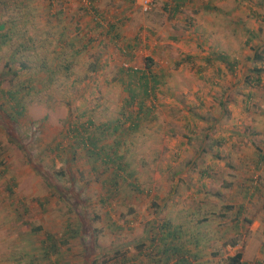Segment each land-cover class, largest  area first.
<instances>
[{
  "label": "rangeland",
  "instance_id": "rangeland-1",
  "mask_svg": "<svg viewBox=\"0 0 264 264\" xmlns=\"http://www.w3.org/2000/svg\"><path fill=\"white\" fill-rule=\"evenodd\" d=\"M75 1L63 12L108 26ZM179 1L161 20L130 5L126 42L51 38L37 25L59 0H0V264H173L180 247L193 264H228L236 250L264 264V0ZM80 125L92 153L123 154V170L84 153ZM166 223L179 227L161 241Z\"/></svg>",
  "mask_w": 264,
  "mask_h": 264
},
{
  "label": "crops",
  "instance_id": "crops-1",
  "mask_svg": "<svg viewBox=\"0 0 264 264\" xmlns=\"http://www.w3.org/2000/svg\"><path fill=\"white\" fill-rule=\"evenodd\" d=\"M90 2H91V6L94 5L98 7V10H101V12L100 11L99 12L103 15V17L106 16V18L109 20V24L104 30L98 32L97 28L91 22H89L88 16L83 15V13L81 12L82 9L79 10L80 12H78V9H76V11L74 12V9H73L71 13L69 14H67V12H63V10L69 11V7L71 9V7L75 6L76 4L75 0H59V5L57 4L55 9H50L51 12H54V10L57 11V14L56 12L49 13L48 19H44L43 21H40L42 22V24H46V25L45 26H42L41 24L37 25L38 31L40 33L45 32L47 35H50L51 38L61 37L62 39L65 38V36L70 37L71 39H74L76 37L77 38H80V37L89 38V36H97L98 38L103 39L104 37L111 38L112 36L114 37L115 35V37H118L127 42L129 39L124 36L125 33L119 30L120 29L119 25L123 21V18L121 17L123 16V14H126V11L130 7V5H132L131 8L134 9L135 5L137 6V4L133 0H121V1L119 0H90ZM114 3L117 4L116 7H119L120 10L123 9L122 12L123 11L124 12L118 13V14L116 12L113 14L112 8L114 6ZM48 6L49 8H51L52 4H49ZM152 8L155 10L154 15H151L153 16V19L155 20L157 19L161 20L162 18L167 19L168 17H165L166 15H164L165 14L164 12L170 10V13L173 16H175L177 10L180 8V1L179 0H172V1L171 0H164V1L155 0ZM74 23L75 24L78 23L79 26L77 29H75L73 25ZM154 23H157V22L155 21ZM154 23H152V25L155 26L153 30L160 32L159 30L162 29V26L154 24ZM164 25L168 26L167 27L168 33L167 35L161 34L160 38L165 42L164 45H162V47H165V49L167 50L170 47L169 44H173V41L176 39V37L170 36L169 32L172 31V25L169 23V21L167 20L164 21ZM3 26L4 24L2 23V28ZM44 27H46V29H44ZM141 42H142L141 43L142 45L144 46L147 45L146 44L147 40H141ZM184 42L185 40L182 39L181 42L178 43V46H180L182 50L185 49V47H183ZM63 43L64 42H62L61 44ZM138 43H140V41H138ZM69 45L72 46L70 49L72 50L71 53L73 54L77 53L80 49L83 50L85 47L83 43L82 45L77 44L76 46H74V43L73 44L69 43ZM158 47L161 48L160 46ZM55 48H59L61 49V51L66 52L64 45L62 47H59V46L57 47V45H54L51 47L50 52L54 50ZM261 127L262 129H257V130L258 132L264 133V123H263V126ZM171 226L178 227V224L175 223L174 225H171Z\"/></svg>",
  "mask_w": 264,
  "mask_h": 264
},
{
  "label": "trees",
  "instance_id": "trees-1",
  "mask_svg": "<svg viewBox=\"0 0 264 264\" xmlns=\"http://www.w3.org/2000/svg\"><path fill=\"white\" fill-rule=\"evenodd\" d=\"M0 28H2V23L1 22H0ZM0 37H1V35H0ZM145 69L147 70V72L146 73H142V71H141L140 72L141 73V77L139 76V78H140L139 79V81H140L139 82V86H141L140 87V92H141V95L142 96H146L147 94H149V90L151 88V85L149 84V77H148L149 76L148 75L149 74V70H148L149 69V64L145 66ZM133 72H137V71L136 70L135 71L133 70ZM135 89H136V87L134 89H132L131 94H134ZM131 99H133V97L130 95L129 96V100H131ZM139 109H141V105L138 106V110ZM136 118H137V116H136ZM82 127H83V125H80L79 128H82ZM84 130H85V127H83L80 130H76V129L74 130V134H76V136L79 137L80 144H81V148L84 151V153L85 154H89V153L90 154H93L94 155V158H98V157L104 156V157L107 158V161L108 162L109 161L110 162H113L114 161L113 164H112V166H114L113 168H115V169L118 168V171L119 170H123L124 169L123 166H125V165L122 164L121 162H119V159L121 160V158L123 157V154L117 152V153H115L116 154L115 157L112 158L111 152L108 151L110 149L109 147H106L107 148V151L106 150H103V149H97V152L96 153H92L93 152V148L95 147V144L93 143V140L91 139L92 136H90V138H89L87 135H82ZM87 141H88V145L86 144ZM116 142H118V141H116ZM91 145H92V147H88V146H91ZM113 151H115V150H113ZM24 152L26 154V157H29L30 158L29 153L26 150H24ZM71 154H73V152H71ZM66 158L68 160L69 157L66 156L64 158L65 164L68 163V161L66 160ZM112 166H111V168H112ZM66 169L67 168H65V171H67ZM65 171L63 170L62 172H60V171L56 172V177L55 178L57 179V181L62 180L61 176L65 173ZM46 184L50 188H52L54 191H56L60 195V198H63L64 200L66 199L67 194H69V190L68 189H63L61 187V185L58 186V185H56L54 183H49L48 181H46ZM72 197H70V198H72ZM71 202H72V205H74L75 201L72 200ZM78 222H79V227H81V223H82L81 220L78 221ZM178 227H176V228L174 226L171 227L167 223L166 224H163V225H161L157 229V232L155 233V237L156 238H160V236L162 234L163 236L161 238V241L162 240L165 241L168 237L171 239V237L173 236L174 230H177ZM77 232H78L79 235H81V232H83L82 228H78L77 229ZM193 235L194 234H192V236ZM155 237H153V238H155ZM193 239L192 240H193L194 243L192 245L195 246V245H197L200 237L199 238L198 237H194ZM195 241H197V242H195ZM166 244H168V243L166 242ZM235 244H236V241L230 242V245L231 246H234ZM83 245H85V243H83ZM166 248L167 247H164L165 250H166ZM173 249H174V247H173ZM161 250L162 251H165L163 249H161ZM175 250H177V251L180 250L179 252L182 255L180 257H178V259H176L173 264H193V263L190 262V259L189 258H193L192 256H194L195 254H192V256L188 255V253H187V252H189L188 249L186 250V249H183L182 247H180V249L175 248ZM240 258H241V251L236 250L233 254L226 256V262L228 264H242ZM110 262H113V261H110ZM91 264H94V263H91Z\"/></svg>",
  "mask_w": 264,
  "mask_h": 264
},
{
  "label": "built area",
  "instance_id": "built-area-1",
  "mask_svg": "<svg viewBox=\"0 0 264 264\" xmlns=\"http://www.w3.org/2000/svg\"><path fill=\"white\" fill-rule=\"evenodd\" d=\"M143 12L149 11L154 4V0H133ZM85 5L90 4V0H81ZM109 264H118L117 262H110Z\"/></svg>",
  "mask_w": 264,
  "mask_h": 264
}]
</instances>
